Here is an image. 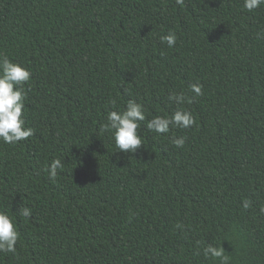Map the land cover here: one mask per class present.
Instances as JSON below:
<instances>
[{
    "label": "trees",
    "instance_id": "1",
    "mask_svg": "<svg viewBox=\"0 0 264 264\" xmlns=\"http://www.w3.org/2000/svg\"><path fill=\"white\" fill-rule=\"evenodd\" d=\"M169 31L173 48L160 40ZM257 33L264 6L248 13L243 0H0V53L32 72L24 116L34 130L0 142V210L20 233L0 264H218L203 256L205 242L230 264H264ZM195 83L203 95L183 105L191 128L145 130L135 154L100 131L112 100L135 99L150 119ZM54 158L64 162L55 181L44 171Z\"/></svg>",
    "mask_w": 264,
    "mask_h": 264
},
{
    "label": "clouds",
    "instance_id": "2",
    "mask_svg": "<svg viewBox=\"0 0 264 264\" xmlns=\"http://www.w3.org/2000/svg\"><path fill=\"white\" fill-rule=\"evenodd\" d=\"M175 2L177 5H184V0ZM262 6L264 0H243V10L248 13H254ZM257 37L264 38V33H257ZM160 40L161 43H166L168 48H173L177 36L175 32L169 31L168 34L161 36ZM31 79L32 72L25 65L13 62L6 54L0 53V142L3 144L16 145L34 135L33 128L26 126L24 116ZM189 89L192 96H188L184 91L171 92L167 100L176 105L175 109L163 115H152L150 119L148 118L150 113L143 103L129 99L122 108H117L116 101L112 100V110L107 111L100 131L109 135L116 152L135 154L144 146L145 130L162 136L173 129H189L195 125L196 120L183 105L191 104L194 97L202 96L203 86L195 83L190 85ZM185 141L184 136L173 137L171 140L177 148H183ZM63 167L62 159L54 158L45 166L44 171L50 180L55 181ZM242 206L248 209L251 202L246 199ZM260 212L264 214V206L260 208ZM19 215L27 219L31 217L32 211L28 207H22L19 209ZM176 227L182 229L183 225L177 224ZM19 239L20 233L15 216L0 210V253L16 255ZM202 253L206 259L217 261L218 264H230V258L221 245L205 242ZM196 254L199 255L200 252Z\"/></svg>",
    "mask_w": 264,
    "mask_h": 264
}]
</instances>
